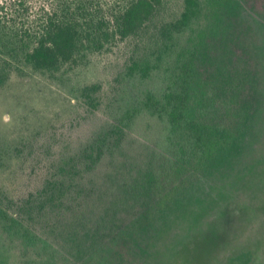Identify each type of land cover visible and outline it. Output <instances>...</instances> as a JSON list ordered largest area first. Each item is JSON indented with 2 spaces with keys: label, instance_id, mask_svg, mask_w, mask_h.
<instances>
[{
  "label": "trees",
  "instance_id": "16d2710c",
  "mask_svg": "<svg viewBox=\"0 0 264 264\" xmlns=\"http://www.w3.org/2000/svg\"><path fill=\"white\" fill-rule=\"evenodd\" d=\"M166 4L0 0L6 74L72 71L131 45L106 105L110 123L57 157L14 222L26 239L49 237L70 264H142L156 227L232 153L262 107L247 0H184L177 12ZM135 134L153 152L133 165Z\"/></svg>",
  "mask_w": 264,
  "mask_h": 264
},
{
  "label": "rangeland",
  "instance_id": "374dc122",
  "mask_svg": "<svg viewBox=\"0 0 264 264\" xmlns=\"http://www.w3.org/2000/svg\"><path fill=\"white\" fill-rule=\"evenodd\" d=\"M166 1V10L173 12L184 2ZM246 8L262 94L256 122L245 127L225 160L209 168L190 198L156 227L142 264H264V0H247ZM130 49L128 42L120 43L91 55L75 70L56 74H6L0 68V264H70L53 240L26 239L14 222L40 191L57 157L110 123L106 105ZM138 135L130 143L133 165L153 152ZM184 246L193 255H177Z\"/></svg>",
  "mask_w": 264,
  "mask_h": 264
}]
</instances>
